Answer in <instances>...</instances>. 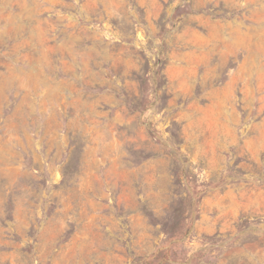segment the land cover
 Segmentation results:
<instances>
[{"label": "rangeland", "instance_id": "rangeland-1", "mask_svg": "<svg viewBox=\"0 0 264 264\" xmlns=\"http://www.w3.org/2000/svg\"><path fill=\"white\" fill-rule=\"evenodd\" d=\"M0 264H264V0H0Z\"/></svg>", "mask_w": 264, "mask_h": 264}, {"label": "trees", "instance_id": "trees-1", "mask_svg": "<svg viewBox=\"0 0 264 264\" xmlns=\"http://www.w3.org/2000/svg\"><path fill=\"white\" fill-rule=\"evenodd\" d=\"M170 257L168 256L167 253H163L162 257L159 259L161 262H166L167 260H169Z\"/></svg>", "mask_w": 264, "mask_h": 264}]
</instances>
